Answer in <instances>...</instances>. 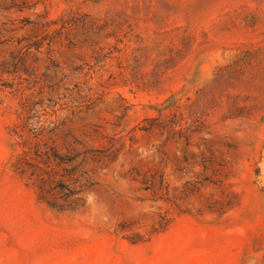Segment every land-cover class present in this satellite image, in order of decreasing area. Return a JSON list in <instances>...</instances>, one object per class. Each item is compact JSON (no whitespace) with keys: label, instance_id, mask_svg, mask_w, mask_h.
Instances as JSON below:
<instances>
[{"label":"rangeland","instance_id":"374dc122","mask_svg":"<svg viewBox=\"0 0 264 264\" xmlns=\"http://www.w3.org/2000/svg\"><path fill=\"white\" fill-rule=\"evenodd\" d=\"M0 264H264V0H0Z\"/></svg>","mask_w":264,"mask_h":264},{"label":"trees","instance_id":"16d2710c","mask_svg":"<svg viewBox=\"0 0 264 264\" xmlns=\"http://www.w3.org/2000/svg\"><path fill=\"white\" fill-rule=\"evenodd\" d=\"M51 151V155H53V157H55L56 160H58L60 163H64V164H67V165H71V163H73L74 161H76V158L78 157L79 154H76L74 156H69V155H66L65 158H60L58 156H56V153H54L53 150H50ZM48 150L44 149L43 151H40L39 149H35L33 154H34V159L36 158H39L40 159L42 158V156L45 157V159H49V154H48ZM27 154H29V152L23 150V156L19 157L20 160H23L24 162H27V158L26 156H28ZM42 161H44L43 163H45V160L42 159ZM86 161V156H84L77 164H81L83 162ZM27 164V163H26ZM40 192L42 190H44V183H42V185H39L38 186ZM59 189L61 190V192L63 193V195L66 197V198H74V203H75V206L73 208H64L63 206H56L55 204H48L51 208L53 209H57V210H66V209H75L77 206H81V204H79L80 201V197L78 196L80 191L79 189L75 187H68L67 186H59ZM79 201V202H77Z\"/></svg>","mask_w":264,"mask_h":264}]
</instances>
